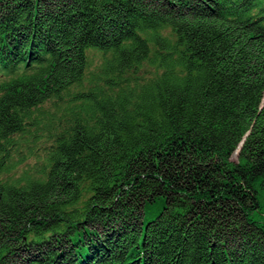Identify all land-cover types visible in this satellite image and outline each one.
I'll return each mask as SVG.
<instances>
[{
	"label": "trees",
	"instance_id": "obj_1",
	"mask_svg": "<svg viewBox=\"0 0 264 264\" xmlns=\"http://www.w3.org/2000/svg\"><path fill=\"white\" fill-rule=\"evenodd\" d=\"M263 95L264 0H0V264H264Z\"/></svg>",
	"mask_w": 264,
	"mask_h": 264
},
{
	"label": "rangeland",
	"instance_id": "obj_2",
	"mask_svg": "<svg viewBox=\"0 0 264 264\" xmlns=\"http://www.w3.org/2000/svg\"><path fill=\"white\" fill-rule=\"evenodd\" d=\"M145 67L146 69H148L149 71L152 69V66L145 63ZM264 99V96H263ZM242 142V141H241ZM241 142L239 143V146L241 144ZM238 146V147H239ZM238 159V154L237 151H235L232 155H231V160L237 161ZM260 186L257 187V189L259 190ZM262 190V189H261ZM261 190L258 193V207H255V209L252 210L251 212V216L255 219V220H259L262 223H264V191L261 192Z\"/></svg>",
	"mask_w": 264,
	"mask_h": 264
},
{
	"label": "bare ground",
	"instance_id": "obj_3",
	"mask_svg": "<svg viewBox=\"0 0 264 264\" xmlns=\"http://www.w3.org/2000/svg\"><path fill=\"white\" fill-rule=\"evenodd\" d=\"M236 151H237V149H236Z\"/></svg>",
	"mask_w": 264,
	"mask_h": 264
}]
</instances>
